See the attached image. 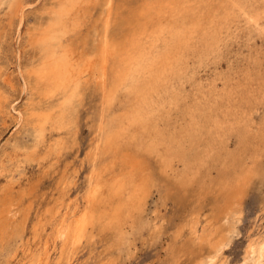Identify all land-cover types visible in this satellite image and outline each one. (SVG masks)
Returning a JSON list of instances; mask_svg holds the SVG:
<instances>
[{
    "label": "rangeland",
    "instance_id": "1",
    "mask_svg": "<svg viewBox=\"0 0 264 264\" xmlns=\"http://www.w3.org/2000/svg\"><path fill=\"white\" fill-rule=\"evenodd\" d=\"M174 1L102 0L96 9L89 11L92 15H88L87 20L95 23L94 20L102 14L103 5L104 13L98 22L100 26L104 25L108 14L112 16V23L121 21L137 23L135 21L143 11H164ZM180 1L183 5L176 21H173L176 27L185 26L190 31L196 26L199 30L207 27L208 22L213 20L216 34L212 35L222 40L220 50L202 61L198 55L184 57L185 60L188 58V65L191 66L187 72L190 76L195 72L197 81L207 84V79L213 80L217 75L232 76L235 79L242 78L246 71L264 75V36L247 23L237 8L235 9L238 13L226 23L230 17L225 18L226 10L232 8L230 6L236 0ZM257 2H260L258 9L264 8V0ZM23 5L24 13L21 19L17 14L12 16L8 3L0 5V190L13 185L14 188L7 191L11 197L7 201L12 199L15 203V206H12L15 219H12L9 230L0 233V264L28 262L31 264L32 260L37 258V260L41 258L43 264H202L215 254L214 248L217 247L215 242L220 241L222 232L230 227L233 228L228 233L231 241L224 246L218 261L221 264H243L248 241L264 237V187L259 189L260 185L257 184L259 180L256 179L253 188L247 190L240 204L242 213L237 223V219L235 220L237 198H232L229 189L223 187L221 189L218 184L222 172H225V175H231L232 172L229 170L230 173H227L226 170L221 169L224 165L221 167L213 164L220 162H210L215 167L203 168L202 173L197 174L192 183L183 185L176 179L177 174L185 171L183 162L176 161L173 169L163 170L161 154H165L166 148H161L157 156L142 152L137 147L127 148L126 145H122L120 148L116 146L111 148L105 156L99 155L102 147L101 128L108 122L107 117L103 115L104 94L101 88L96 87L86 91L83 102L81 101L76 109L77 116L70 131L49 128L44 141L37 145L31 113L33 108L38 106L41 96L33 72L42 65V54L35 47L32 31L38 26L41 16L49 17L55 2L54 0H23ZM199 35L204 37L201 31ZM110 71L111 74L115 72L112 68ZM218 81V88L221 89L223 83L221 80ZM186 88L188 91L193 88L190 82L187 83ZM128 102L130 103L129 100ZM118 107L114 106L110 112L117 111ZM262 114L264 115L263 111ZM74 116L75 113L72 112L69 119ZM256 118L262 121L263 116L257 115ZM62 138L65 142L60 143V146L57 141ZM229 145L231 149L237 148L236 135L230 137ZM118 157L119 161H117ZM129 158L135 161V167L126 165L127 162L131 163ZM136 165L143 171H140ZM235 167L237 166H234V170ZM101 170V173L97 172ZM124 170L133 173L136 180L142 178L146 182L149 181L148 184L151 182L150 196L146 197L145 202L132 207L133 209L126 208L125 214L119 220V227L101 220L102 224L91 230L81 243L63 248L64 246L59 240L56 241L55 237V229L59 221L64 216L72 220L74 215L78 216L88 211L89 188L106 178L121 176ZM94 171H96L95 178H92ZM230 182L233 187L237 186L236 179H230ZM19 189H23V192ZM1 191L0 195L3 193ZM0 199L4 198L0 197ZM26 226L27 229L24 228ZM209 233L213 235L206 241L205 236Z\"/></svg>",
    "mask_w": 264,
    "mask_h": 264
},
{
    "label": "bare ground",
    "instance_id": "2",
    "mask_svg": "<svg viewBox=\"0 0 264 264\" xmlns=\"http://www.w3.org/2000/svg\"><path fill=\"white\" fill-rule=\"evenodd\" d=\"M22 1L0 0V5L8 3L12 16L17 14L21 19L24 13ZM257 1L259 0L250 2L236 0L230 6L232 8L226 10L225 18L230 16L226 23L230 22L239 11L247 23L264 36V8L258 9L260 2ZM54 2L55 7L49 17L41 16L38 26L32 31L35 47L42 54V65L33 72L41 96L38 106L34 107L31 113L37 145L44 141L49 128L70 131L77 116L76 109L81 101L83 102L86 91L99 87L104 94L103 115L108 121L101 128L102 147L99 155L105 156L111 148L115 146L120 148L122 145H126L127 148L137 147L142 152L157 156L161 148H166L165 154H161L163 170L173 169L176 161L183 162L185 171L177 174L176 177L183 185L192 183L197 174L202 173L203 168L215 167L213 164L221 167L224 165L221 169L226 170L227 173H230V170L232 174L225 175V172H222L218 184L221 189L222 187L229 189L232 198H237L235 220L237 219L238 223L242 213L240 204L247 190L253 188L256 179L259 180L258 183L256 182L260 185L259 189L264 187V115L262 114L264 75L252 71H246L239 79L230 75V77L217 75L213 80L207 79V84L197 81L195 72L190 76L187 72L191 66L188 65V58L185 60L184 57L198 55L202 61L220 50L222 40L212 35L216 34L213 20L208 22L207 27L198 26L199 30L196 26L190 31L185 26L176 27L173 21H176L183 5L180 0H175L164 11L151 10L147 11L148 13L146 10L143 11L135 21L137 23L130 21L112 23V16L108 14L104 25L101 26L98 22L104 13L103 5L102 14L94 20L95 23L88 21L87 18L88 15H92L89 11L96 9L102 0H54ZM200 31L204 37L199 35ZM111 68L113 72L115 71L112 74ZM218 80L223 83L221 89L218 88ZM188 82L193 87L190 91L186 88ZM114 106H119L118 110L110 112ZM72 112L75 116L69 119ZM257 115L263 116L262 121L257 120ZM234 135L238 137V145L236 149H231L229 140ZM64 142L62 138L57 144L61 146ZM97 158L98 155L95 159ZM212 161L220 163L212 164L210 163ZM134 162L131 160V163L127 162L126 165L135 167ZM234 166H237L235 170ZM97 172L101 173L102 170ZM95 173L96 171L93 172L92 178H95ZM141 179L136 180L133 173L125 171L121 176L106 178L91 186L87 192V200L90 203L88 211L78 216L74 215L72 220L64 216L55 229L56 241L59 240L63 248L79 244L91 230L102 224L101 220L119 227V220L125 214V209H133L132 207L142 203L151 193L149 189L151 182L148 184L149 181ZM230 179L237 180L236 187L232 186ZM12 188L14 186L10 185L0 190L5 194L0 195L4 198L0 199V233L10 229V223L15 217L12 207L15 203L12 199L7 201L11 198L7 191ZM19 191L23 192V189ZM24 228L27 229V226ZM232 230L233 228L230 227L222 232L220 241L215 242L217 245L213 244L217 247H212L215 249V254L202 264H221L218 261L220 253L231 241L228 233ZM212 235L213 233L206 234L204 238L208 241ZM204 238L202 239L205 240ZM37 259L32 260L31 264H43L41 258ZM243 264H264V237L248 241Z\"/></svg>",
    "mask_w": 264,
    "mask_h": 264
}]
</instances>
